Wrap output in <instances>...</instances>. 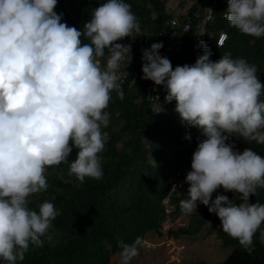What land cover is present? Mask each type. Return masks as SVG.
I'll return each mask as SVG.
<instances>
[{
	"label": "clouds",
	"instance_id": "1",
	"mask_svg": "<svg viewBox=\"0 0 264 264\" xmlns=\"http://www.w3.org/2000/svg\"><path fill=\"white\" fill-rule=\"evenodd\" d=\"M57 2L0 0V264H17L30 246H43L44 237L51 240L49 230L59 214L55 205L46 200L38 210L29 207L30 197L47 190L49 168L69 165L57 178L76 187L86 177L103 179L99 153L108 140L102 129L110 123L111 93L123 99V91L136 86L126 70L132 46L117 42L128 37L136 38V55L142 51V64L136 65L147 80L144 99L157 112L175 100L181 122L205 137L184 178L189 187L188 198L179 202L181 212L190 215L203 204L249 255L257 232L264 245V203L250 202L264 189V156L250 147L236 149L231 141L235 136L264 145V84L256 66L231 53L213 61L200 41L197 46L205 50L195 63L173 69L160 53L162 42L138 47L142 31L126 0L101 3L79 30L62 22L64 13L54 10ZM223 15L240 33L264 36V0H227ZM149 80L166 89L162 100H147ZM73 148L78 151L70 161ZM221 187L235 193L239 203L219 193L213 199ZM142 243L141 237L119 241L120 264H132Z\"/></svg>",
	"mask_w": 264,
	"mask_h": 264
},
{
	"label": "trees",
	"instance_id": "2",
	"mask_svg": "<svg viewBox=\"0 0 264 264\" xmlns=\"http://www.w3.org/2000/svg\"><path fill=\"white\" fill-rule=\"evenodd\" d=\"M211 1L203 4L202 0H198L188 13H179L183 24H191L192 36L181 28L172 37L181 41V52L171 62L173 69L177 65L182 66L188 58L196 60L200 55L197 38L205 37L215 47L211 60L217 61L225 53H231L233 58H244L256 66V74L264 84V36L251 37L230 27L223 15L226 0H217L214 18L205 22V11ZM104 2L106 0H58L54 10L58 14L64 13L62 22L79 30L90 19L93 9ZM126 2L131 5L142 31L138 47L147 39L158 38L160 31L170 28L167 22L175 12L167 10L165 1ZM198 13L199 17L196 16ZM202 30L204 33L200 34ZM223 32L227 38L223 46L218 47L217 40ZM166 38L167 34L159 37L162 40ZM137 55H142L141 50ZM126 70L134 78L136 86L131 91L125 89L123 99L117 93H111L107 109L110 123L102 129L108 140L99 153L103 179L97 181L86 177L83 185L76 187L57 178L61 170L67 172L69 165L49 168L45 173L47 190L30 197L29 207L38 210V206L46 200L55 205L59 214L49 230L51 240L44 237L43 246H30L25 259L17 261V264H116L111 262V257L120 253L119 241L132 243L135 238L141 237L144 242L152 232L164 235L160 231L164 223H172L182 216L189 217V224L169 228L167 234L170 238L194 237L207 229L205 236L217 233L223 239V246L234 247L219 264H264V245L260 243L259 232L254 236L255 251L249 255L237 240L221 230L219 217L209 213L203 204L190 215L181 212L179 202L188 198L189 185L186 183L182 188H172L177 173L182 172L180 178L184 179L190 170L198 137L203 134L198 128L181 122L175 112V100L163 104L161 112H157L155 106L144 99L147 80L141 78L140 65L128 66ZM260 100L264 101V93ZM231 141L236 149L242 151L250 147L264 156V145L248 143L235 136ZM77 151L73 148L70 161L76 158ZM218 193L239 203L235 193L225 192L222 187L212 194V198L215 199ZM167 197L170 203L166 207L163 200ZM250 202L264 203V189H258L256 195L250 196Z\"/></svg>",
	"mask_w": 264,
	"mask_h": 264
},
{
	"label": "rangeland",
	"instance_id": "3",
	"mask_svg": "<svg viewBox=\"0 0 264 264\" xmlns=\"http://www.w3.org/2000/svg\"><path fill=\"white\" fill-rule=\"evenodd\" d=\"M170 12L186 13L198 0H163ZM199 139V137H198ZM202 204H198L200 209ZM188 216L177 218L171 228H179L189 224ZM168 227V225H167ZM203 233L194 237L170 238L167 231L164 235L152 232L140 246L139 255L132 264H219L234 249L233 246H223V239L217 233L206 235ZM111 262L120 264L119 253L111 257Z\"/></svg>",
	"mask_w": 264,
	"mask_h": 264
},
{
	"label": "built area",
	"instance_id": "4",
	"mask_svg": "<svg viewBox=\"0 0 264 264\" xmlns=\"http://www.w3.org/2000/svg\"><path fill=\"white\" fill-rule=\"evenodd\" d=\"M202 2H204L205 4H207V0H203ZM209 3V2H208ZM226 3H227V0H226ZM217 4V0H212L208 5H207V8H206V11H205V18H204V21L207 22L209 20H212L214 18V6ZM200 13H198L196 16L199 17ZM167 25L170 26L169 29H166V31H160L158 33V38H150L149 40H147L141 47V49H144V48H149L150 45L152 43H155V42H162L163 43V47L160 49V53L161 55L163 56H166L171 62L177 58V56L179 55L180 53V47H181V41H179L178 39L177 40H173L172 37H174L175 35L178 34L179 32V29L182 28V30L185 32V33H188L189 36H192V33H191V24L190 23H184L180 21V18L178 16H173L171 18L170 21L167 22ZM185 30H188V31H185ZM204 32L202 31L200 34H203ZM168 35V38H166L165 40H162V39H159V37H162L164 35ZM226 34V33H220L219 37H218V40H217V43L220 41L221 37ZM227 35V34H226ZM226 40V39H225ZM224 40V42H225ZM200 41H203L204 44L207 46V50L211 52V55L214 54L215 52V47L213 46L212 42L205 38V37H198L197 38V45L200 43ZM119 43H125V44H131L132 46V53H133V60H132V63L129 65V66H132L134 64H136V61L137 63H140L142 64V60H141V57L140 55H137L136 56V50H133V48H135V42H136V38L133 40V38L131 37H128L127 39H125V41H117ZM224 44V43H223ZM197 49H198V52L202 55L205 48L203 46H200L198 47L197 46ZM142 52V51H141ZM196 61V60H195ZM195 61H190V60H186L185 61V64H188V65H192L195 63ZM123 70V66H122V69ZM124 82H125V79L123 80L122 82V87L124 85ZM165 89V88H164ZM163 87H161L160 85L157 86V85H154V82L149 80L148 82V85H147V100L151 101V102H158L160 100H162L164 97H165V93L164 91H166V89L164 90ZM158 98V99H157ZM205 137L202 136L198 139V141L200 142L201 140H203ZM182 172H178L177 173V178L175 180V183H174V187L172 188L173 190L177 187L179 188H182L184 187V185L186 184L185 182V179L183 178H180ZM164 205H166V207L169 205V197H167L165 200H164Z\"/></svg>",
	"mask_w": 264,
	"mask_h": 264
},
{
	"label": "crops",
	"instance_id": "5",
	"mask_svg": "<svg viewBox=\"0 0 264 264\" xmlns=\"http://www.w3.org/2000/svg\"><path fill=\"white\" fill-rule=\"evenodd\" d=\"M202 1H203V0H202ZM202 3L205 4L204 2H202ZM167 10H168V8H167ZM189 10H190V9H189ZM170 12H171V11H170ZM172 12H173V11H172ZM188 12H189V11H188ZM188 12H186V13H188ZM186 13H183V14H186ZM175 15L178 16V17L180 18V16H179L178 13L175 12V13H174V16H175ZM202 31H203V30H202ZM203 32H204V31H203ZM147 40H148V39H147ZM147 40H146V41H147ZM180 52H181V49H180ZM179 54H180V53H179ZM199 54H200V53H199ZM200 55H201V54H200ZM178 56H179V55H178ZM187 60L194 61V60H191L190 58H188ZM182 66H183V65H182Z\"/></svg>",
	"mask_w": 264,
	"mask_h": 264
}]
</instances>
